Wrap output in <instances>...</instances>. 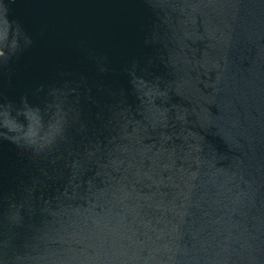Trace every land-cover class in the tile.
Here are the masks:
<instances>
[{"label": "water", "instance_id": "1", "mask_svg": "<svg viewBox=\"0 0 264 264\" xmlns=\"http://www.w3.org/2000/svg\"><path fill=\"white\" fill-rule=\"evenodd\" d=\"M0 5V264H264V0Z\"/></svg>", "mask_w": 264, "mask_h": 264}, {"label": "clouds", "instance_id": "2", "mask_svg": "<svg viewBox=\"0 0 264 264\" xmlns=\"http://www.w3.org/2000/svg\"><path fill=\"white\" fill-rule=\"evenodd\" d=\"M0 9H2V11H3L4 19H5V21L7 22V25H8V28H9V27H10V25H9V21H8V20L6 19V17H5V13L7 12V9H6L3 5H0ZM13 47H14V48L16 47L15 42H14V44H13ZM4 54H5L4 49L0 48V55H4Z\"/></svg>", "mask_w": 264, "mask_h": 264}]
</instances>
